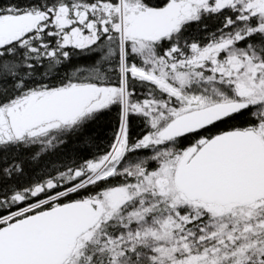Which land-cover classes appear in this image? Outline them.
<instances>
[{"label": "snow or ice", "instance_id": "snow-or-ice-1", "mask_svg": "<svg viewBox=\"0 0 264 264\" xmlns=\"http://www.w3.org/2000/svg\"><path fill=\"white\" fill-rule=\"evenodd\" d=\"M0 264H264V0H0Z\"/></svg>", "mask_w": 264, "mask_h": 264}]
</instances>
